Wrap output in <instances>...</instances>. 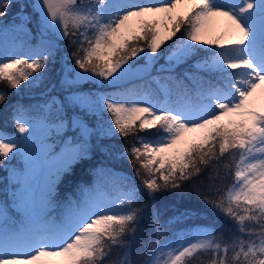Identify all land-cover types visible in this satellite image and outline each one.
Wrapping results in <instances>:
<instances>
[{
    "label": "snow or ice",
    "instance_id": "obj_1",
    "mask_svg": "<svg viewBox=\"0 0 264 264\" xmlns=\"http://www.w3.org/2000/svg\"><path fill=\"white\" fill-rule=\"evenodd\" d=\"M13 8L0 84L38 100L0 129V264H264V0Z\"/></svg>",
    "mask_w": 264,
    "mask_h": 264
},
{
    "label": "trees",
    "instance_id": "obj_2",
    "mask_svg": "<svg viewBox=\"0 0 264 264\" xmlns=\"http://www.w3.org/2000/svg\"><path fill=\"white\" fill-rule=\"evenodd\" d=\"M14 13H15V9L13 8L10 10L9 15L7 17L0 18V20L11 21L14 18ZM12 39L13 37L11 34H9L6 37L3 35H0V43L10 44L12 42ZM170 44L171 42H169V45ZM0 90L7 91V99H8V104L0 105V129H5L7 132L13 135H19L18 133H15L14 131L15 122L11 117L12 109L9 105L15 104L17 101L25 105L35 104L38 100L36 92L25 89L23 84L21 85L20 90L6 89L5 84H0ZM100 163H107V161H100ZM17 166H22V161H20L19 159L10 161L9 168L17 167ZM117 167L122 169V174H127L129 176L133 175L132 170L126 160L122 164L118 165ZM75 176L77 178L76 179L77 183H83L85 185H88L91 183L92 172L89 168L77 167L75 169ZM6 178L8 180L11 179L8 172H6L3 168H0V199L3 198V190H4ZM137 183H139V181H137ZM68 189H69L68 184L61 185V196L62 197H66L70 194ZM72 191H75V189L73 188ZM161 199L162 201L164 200V198H161ZM188 223L190 227L196 226L194 222H188Z\"/></svg>",
    "mask_w": 264,
    "mask_h": 264
},
{
    "label": "rangeland",
    "instance_id": "obj_3",
    "mask_svg": "<svg viewBox=\"0 0 264 264\" xmlns=\"http://www.w3.org/2000/svg\"><path fill=\"white\" fill-rule=\"evenodd\" d=\"M218 27L222 29V27H223V22L222 21L219 23ZM17 167H20V166H17Z\"/></svg>",
    "mask_w": 264,
    "mask_h": 264
}]
</instances>
